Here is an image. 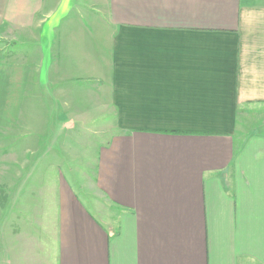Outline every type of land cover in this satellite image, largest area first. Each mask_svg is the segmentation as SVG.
<instances>
[{"label": "crops", "instance_id": "obj_1", "mask_svg": "<svg viewBox=\"0 0 264 264\" xmlns=\"http://www.w3.org/2000/svg\"><path fill=\"white\" fill-rule=\"evenodd\" d=\"M102 1L106 24L92 27L53 18L59 0H0V38H36L45 24L50 37L33 63L0 57V81L19 105L12 114L27 101L35 116V101H46L44 114L65 131V110L90 100L76 105L79 116L114 119L96 175L110 220L60 182L45 217L57 222L47 264H264V132L245 136L238 154L234 141L239 113L264 105V0ZM71 80L93 86L72 97ZM26 82L47 96L24 95ZM0 112L17 133V116ZM14 155L26 167L41 154ZM10 189L0 200V264H27L35 216L20 221L18 201L4 200Z\"/></svg>", "mask_w": 264, "mask_h": 264}, {"label": "rangeland", "instance_id": "obj_2", "mask_svg": "<svg viewBox=\"0 0 264 264\" xmlns=\"http://www.w3.org/2000/svg\"><path fill=\"white\" fill-rule=\"evenodd\" d=\"M63 15L68 18H78L92 27L95 24L103 27L106 24L107 6L102 0H59L58 12L53 18H59ZM45 27L47 24L40 32H37L38 37L36 38L27 35L15 40L0 38V57L13 58L21 54L22 63H33L38 50L43 53L47 51L50 37L45 35ZM39 73H41L40 84H42L43 70ZM69 84V89L74 92L70 95L72 97L82 94L83 90L93 86L91 85L92 82L74 80H71ZM23 86L24 95L47 96L46 92H39L41 85L37 86L32 82L28 85L26 82ZM11 91L13 93L10 83L1 80L0 110L6 109L8 117L17 116L15 124H19L20 127L16 130L17 133L9 132L5 124H10V120H4L0 112V200H2L3 192L5 194L7 191H11L12 185L15 184V187H18L17 190L12 189L15 192L6 194L4 200L7 199V195H12L18 201V214H22L20 221L24 224L32 223L35 216L33 221L35 225L33 226L35 227L36 238L30 243L32 245L30 258L26 256L25 262L27 264H47L50 252L57 244V222L49 225L45 217H47L46 212L50 210L48 207L49 199L51 198L53 202L52 196L55 195L56 190H59L60 182H65L73 187L77 197L98 220L105 224L110 220L108 212L111 204L98 186L96 175L98 153L100 147L111 136L114 119L111 118L109 111L90 112L91 117L79 116L78 112H81L82 109L77 108L76 105L85 106V102L90 101H85V96H83L85 102L77 101L68 110H65L68 114L66 120L69 127L65 131L59 130L57 124L60 119L49 118L47 114H44L48 109V102L46 101H35L34 114L36 118L29 115L30 110H28L29 103L27 101H23L22 108H17L12 114V106L19 105L10 101ZM30 120L33 122L30 126L34 128L36 125L37 127L35 135L28 130L27 123ZM237 131L239 134L234 135V141L238 154L245 136L264 132V105L248 108L245 106L237 118ZM27 147L35 148L37 157L41 154L38 157L40 162L19 167V164L23 162L21 161L22 158H17L13 154L23 150L25 158ZM43 153H45V157ZM28 157L35 158L33 155ZM13 159L16 165L11 164ZM17 168L26 175L27 170H30L28 179L25 176L21 177V179H25L24 182H17L9 177ZM15 211L17 209H14L13 212ZM5 215H7V221H10L8 212ZM14 222L18 221L14 219ZM27 230L28 225L25 226V232ZM24 247L26 250L27 247Z\"/></svg>", "mask_w": 264, "mask_h": 264}]
</instances>
